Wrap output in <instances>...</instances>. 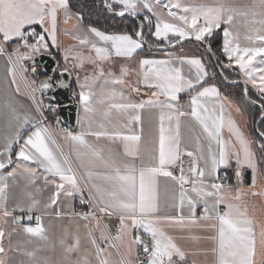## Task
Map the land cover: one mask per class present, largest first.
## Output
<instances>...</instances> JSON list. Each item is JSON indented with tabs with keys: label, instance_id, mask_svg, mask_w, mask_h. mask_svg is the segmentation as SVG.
Returning <instances> with one entry per match:
<instances>
[{
	"label": "snow or ice",
	"instance_id": "obj_1",
	"mask_svg": "<svg viewBox=\"0 0 264 264\" xmlns=\"http://www.w3.org/2000/svg\"><path fill=\"white\" fill-rule=\"evenodd\" d=\"M104 4L119 16L136 17L146 10L155 17V37L171 47L181 45V51L182 42L194 38L211 52L209 38L224 26L222 51L228 58L224 67L235 64L245 85L257 88L259 98L251 102L261 104L264 122V0H104ZM83 19L72 11L69 0H0V57L11 78L0 81V120L5 127L0 136V264H17L10 252L27 257L19 264H264V130L252 138L231 111L226 113L231 101L209 83L201 58L168 53L167 59H139L138 68H133L131 62L146 43L143 24L140 31L107 32L84 26ZM72 20L76 23L67 27ZM143 20L151 25L149 15ZM237 23L245 28L244 45ZM61 34L77 43L62 47ZM52 48L62 49V66ZM42 55L56 61L58 81L54 75L39 78L36 58ZM114 57L125 61L118 75L112 70ZM66 73H75L79 91L73 96H78L84 113V127L76 133L53 130L45 114L57 107L55 96L45 103L46 93L69 87ZM109 84L126 86L129 94L106 88ZM244 92L247 96V87ZM133 93L147 99H133ZM181 93L189 95L185 104L180 103ZM17 96L30 101L26 111ZM151 110H158L156 127ZM235 111L239 113V107ZM189 120L199 128L190 129L194 148L181 136V127ZM86 137L108 143L101 146ZM57 138L71 143L75 161ZM28 161L37 167L22 163ZM37 168L44 170V183L55 187L49 202L42 204L26 192L27 203L9 207V178L15 184L18 174H27L28 184L34 185ZM249 171L251 181L246 184ZM233 179L235 183L230 182ZM82 188L89 192L87 201L81 196L87 210L72 209L71 216L84 223H76L71 231L63 228L58 240L50 238L42 216L33 213L52 208L62 193L72 197ZM198 208L203 209L200 215ZM105 217L118 218L115 234ZM9 223L14 227L6 229ZM18 230L41 243L31 249L13 245L11 237Z\"/></svg>",
	"mask_w": 264,
	"mask_h": 264
},
{
	"label": "crops",
	"instance_id": "obj_2",
	"mask_svg": "<svg viewBox=\"0 0 264 264\" xmlns=\"http://www.w3.org/2000/svg\"><path fill=\"white\" fill-rule=\"evenodd\" d=\"M73 12H75V11H73ZM145 14H147V15H149L151 17V25L148 23L149 25H148L147 31L150 32V35L152 37L157 39L155 37V35H154L155 23H156L155 17H152L150 13H146V10H145V12H141L138 15H140L143 18V16ZM74 23H76L75 20L70 21V23H69V25L67 27L70 28L71 24H74ZM83 24H84V26H87V24H85L84 22H83ZM60 27L63 28V27H66V26L61 24ZM223 27L224 26H222V28ZM222 28L214 30V31H218L220 33V35H221L220 36L221 37V51H222V48H223V40H224ZM236 30H238L239 33H240V41L239 42L241 43V45L246 44L247 42L244 40L245 28H244L243 24L242 23H237L236 24ZM169 38L172 39V40L176 39L172 34H169ZM60 42H61L62 47H67V46H69L71 44H76L77 43L76 41L72 40L70 36L66 37L63 34L60 35ZM175 48H178V47H175ZM143 49H145V47ZM143 49L139 51V55L134 57L133 61L131 62L133 68H138V64H136L135 61H137L139 59H142V58L167 59L168 58V56H167L168 53H175L177 55H186V56H189V57L194 56V57L201 58L202 62L205 64V66L207 68V63L205 61V58L204 57L202 58L198 54V48H196V52H193L190 49L189 50L185 49V50L181 51L179 49H174V48H172L171 50L170 49H166V50H158V49L147 50V49H145L146 51H144ZM51 51L58 53V56L60 58L61 65H62L63 64L62 49L58 50L56 48H52ZM85 54H87V49H85ZM222 54H223V51H222ZM92 55H95V53H92ZM223 57H224V65H225V64L228 63V58L224 54H223ZM259 59H260V57H257V61ZM113 60H114V64L112 66V70L118 75L119 74V66H120L121 63H125V61H124L123 58H117V57H114ZM253 63H256V61H254ZM86 67H87L88 71H91V66L90 65H88ZM105 67H107V64L105 65ZM7 68H8V65H7L6 60L3 57H0V81L5 80V78H7V80L10 81L11 78L7 74ZM231 68L239 76V79H241L243 81V83H244L245 77L240 74L239 68L235 64H233V66ZM208 72H209V70H208ZM80 75H81V79H82L83 75H84V72H80ZM71 78L74 81V91H73V93H77L79 91V87H78V85L76 83L75 73H73V75H71ZM132 79L134 80L135 77H132ZM101 83H102V81L98 82V85L95 88V90L97 92L100 91L99 84H101ZM248 86L251 89H253L258 95H260L258 90H257V88H254L251 84H248L247 87ZM105 87L106 88H113L114 87L117 90H122L125 95L129 94V89L126 86L109 84V85H106ZM22 89H23V86H22ZM221 94L223 96H226L228 98V100L231 101V107L229 108V107L226 106V113L228 111H231L232 118L236 121L238 126L242 129V131L246 135L250 136L249 130H248V119L245 116V113L243 112V110L241 109L239 104L237 103V101L231 95H228V94H226V93H224L222 91H221ZM180 96H181L180 103L181 104L187 103V101L189 99V95L187 93H181ZM16 98L21 104L24 105V108L22 109V111H26L28 109L30 101H28L26 99V97H24V96H17ZM76 98H77V102L79 104L78 96ZM132 98L133 99H137V100L140 99V98L147 99L146 96H142V95L141 96H137L135 93L132 94ZM237 107H239V109H240L239 113H237L235 111V109ZM151 111L154 113V116H153V127H156V126H158V110H151ZM83 115H84L83 110H82V108L79 105L77 126H76V128L74 130H71V129L65 128V127H60V126L59 127H52V129L55 130V131H59L60 129H67L69 131H73L74 133L80 132L82 127H84ZM144 117H145V136L147 137V133H148V111L147 110L144 113ZM262 125H263V130H264V122H262ZM190 129H195L196 132H199V128L195 124V122L189 120V121H185L183 123L182 127H181V136H182V139L186 143L189 144L190 148H194V141L190 140V137L192 136V132L190 131ZM4 131H5L4 122H3V120H0V136L3 135ZM29 131H31V129H29ZM27 134H28V132H25L24 136L26 137ZM225 137L227 138L226 129H225ZM86 139H88L92 143H97L98 145H101V146H103L106 143H108L107 141H105L103 139L97 142V141H95V139L93 137H86ZM57 142L59 144L63 145V151H64L65 154H68L70 152L72 153V159H73V161H75L76 157H75V153L72 152L71 143L70 142L65 143L60 138H57ZM0 143H2V141H0ZM113 146L115 147V145H113ZM18 150H19V148L17 147L16 151H18ZM13 159L15 160V155L13 156ZM85 159H87V158H85ZM22 163H25L27 166H30V167H37L31 161L22 162ZM12 167H15V165L13 164L12 166H9V168L7 170L10 171ZM81 171H83V169H81ZM248 173H249V180L245 181L246 184L250 183V181H251L250 171ZM44 175H45L44 170L40 169V168H37V173H36L35 184L34 185L28 184L27 174H18L17 177H16V183L15 184H13L12 179L9 178L8 182H9L10 187H9V190H8V194H9L8 206L9 207H13L17 202H20V201H23V202L27 203L28 202V197L26 195V192H32L33 195L37 199H39L42 204L49 202L50 197L53 195V193L55 191V187H54V185L45 184L44 183ZM49 178L51 179V176H49ZM159 179H160L159 194H160L161 201H163V199L165 197V193H164V178L160 177ZM230 182L231 183H235V180L233 179ZM25 185H27V188H25ZM37 188H39L41 191L36 192ZM81 196H83L85 201L88 200L89 192H88L87 188H82L80 191H75L73 193L72 197H67V196L63 195V193H62L61 196L59 197L58 201H57V204L53 205L52 208L47 209L46 211L42 210L41 212L33 213L34 216L35 215H41L42 216V224L45 227V229L47 230L50 238L58 240V238L62 235L63 228H69V230L71 231V230H74L76 223H80L81 225L84 223L83 221H80L78 218L71 216L72 209L77 210L76 209V204L77 203H81ZM252 202L256 203L258 206L261 204V201H260L259 198H252ZM69 204L71 205V207H69ZM223 210H224L223 206H221V211H223ZM57 211L62 212V215L60 217H56L55 212H57ZM202 211H203L202 208H198L197 209V215H200L202 213ZM250 211H251V209H250ZM16 214H20V213L17 212ZM172 214H175V212L173 211ZM24 218L26 220V215H25ZM111 220H112V224L111 225L108 224V225L111 228L113 234H115L116 226L118 224V218L117 217H112ZM31 224H32V226H35V220L34 219L31 222ZM5 227H6V229H8V228H11V227H14V226L11 225V223H9V225H7ZM193 234H199V233H195L194 232ZM82 235H83V233H82ZM97 235H99V233H97ZM29 239H32V241H33L32 244H28L27 243V241ZM5 240H6L5 241V247L7 248L8 247V242H9V238L6 236ZM11 242H12L13 245L20 244V245H22V246H24V247H26L28 249H31L37 243H41L37 238H35V237H31L30 238L27 234L23 233L20 230H18L16 233L12 234ZM57 254H58V250H57ZM8 255H9V258L15 260L17 262V264H19V261L22 260V259L23 260H27V257H23V256H21L18 253L10 252Z\"/></svg>",
	"mask_w": 264,
	"mask_h": 264
},
{
	"label": "trees",
	"instance_id": "obj_3",
	"mask_svg": "<svg viewBox=\"0 0 264 264\" xmlns=\"http://www.w3.org/2000/svg\"><path fill=\"white\" fill-rule=\"evenodd\" d=\"M71 9L75 12H80L83 16V22L85 24H91L92 26H95L99 28L102 31L107 32H123V31H129L130 33L133 32V30H137L138 26L137 23L128 15L124 16H114L110 14L104 7H103V1L102 0H69ZM111 2V0H109ZM116 6V5H114ZM139 20L144 25V28H147L146 24L144 23L143 18L138 15L137 16ZM220 33L218 31H214L212 36L209 38V42L211 43L212 52L214 54V57L216 59L217 65L222 70L223 74L229 79H239V76L235 73V71L231 67H224V57L221 51V37ZM194 43V42H193ZM196 48H198V54L203 58H205V61L207 63V69L210 71L209 77V83H215L219 89L228 94L231 95L239 104L243 112L245 113V116L248 119V130L249 134L252 138H258V133L255 129V123L260 115V110L258 107L252 105L249 103L244 95H243V87L241 84H230L225 82L222 77L220 76L217 69H215L214 62L212 57L209 55L207 50L203 48L200 44L195 43ZM146 51L145 49H143ZM53 55L60 61V58L58 56V53L52 52ZM61 64V61H60ZM62 66V65H61ZM37 69L40 72V75L42 76V79L45 78V74L41 72L40 66L38 65ZM59 70L57 69L55 79L58 78L57 73ZM214 74V78H211ZM72 93L74 91V81L72 79L71 84ZM249 89V96L253 100H258L259 95L248 86ZM76 101L77 98L75 97ZM48 117L47 122L51 125V127H65L63 126L57 116L56 109L55 111H46L45 113ZM67 128V127H65ZM258 130H263L262 121L260 122L258 126ZM245 181L249 180V173H246L245 175ZM87 203H77L76 209L78 210H87ZM4 240V244H5Z\"/></svg>",
	"mask_w": 264,
	"mask_h": 264
},
{
	"label": "water",
	"instance_id": "obj_4",
	"mask_svg": "<svg viewBox=\"0 0 264 264\" xmlns=\"http://www.w3.org/2000/svg\"><path fill=\"white\" fill-rule=\"evenodd\" d=\"M103 1V7L112 15L114 16H119L117 15L115 12H112V11H109L107 7H105V4H104V0ZM125 15H128L130 16L136 23H137V26H138V31H140V25L143 24L141 22V20H139V18L136 16V17H133L132 15L126 13ZM142 31H144V25H143V29ZM185 42H194V43H197V44H200L203 48H205L207 50V45L204 43V42H197L193 39L189 40V41H184L182 43H185ZM179 46L176 45L175 47ZM144 47L147 49V50H151L152 47L149 46V44L146 42ZM175 47H171L169 45H164V46H161L160 48H157L158 50H166V49H172V48H175ZM209 55L212 57L213 59V62L215 64V67L216 69L218 70L220 76L222 77V79L227 82V83H230V84H241L242 87H243V95L245 97V99L251 103L252 105L256 106L259 108L260 110V115L258 117V119L256 120V123H255V129H256V132L259 133V130H258V126L261 122V112H262V108H261V104L260 103H252L251 101H253V99L249 96V89L247 87V85H245V83H243V81L241 79H234V80H229L222 72V70L220 69V67L217 65V62H216V59L214 57V54L213 52H209ZM56 61H58V59L56 58ZM56 61H54L50 56L48 55H42V56H38L36 58V63L37 65L40 66V69H41V72L44 73L45 75H54V79H55V75H56V72H57V64H56ZM54 70H56L54 72ZM57 76L58 78L55 79L56 81H58L60 79V76H59V72L57 73ZM65 78L67 80V83L69 84V87L68 88H58L56 89L55 91H50L48 93H46L44 99H45V103L47 104L48 103V99L52 96H55V100L53 101V103H55L57 105L56 107V112H57V116H58V119L60 121V123L71 129V130H74L77 126V120H78V113H79V104L78 102L76 101L75 97L73 96V93H72V89H71V84H72V78L71 76H69L67 73L65 74ZM245 87H247L248 89V93H247V96H245V92H244V89Z\"/></svg>",
	"mask_w": 264,
	"mask_h": 264
},
{
	"label": "rangeland",
	"instance_id": "obj_5",
	"mask_svg": "<svg viewBox=\"0 0 264 264\" xmlns=\"http://www.w3.org/2000/svg\"><path fill=\"white\" fill-rule=\"evenodd\" d=\"M115 8H116V11H119V6L118 5H116V6H114ZM144 23L146 24V26L147 25H149L148 23H149V21H146V20H144ZM148 27V26H147ZM136 31H138V29L136 30ZM145 38H146V41H149L152 45H155V44H157V42L156 41H154L153 40V37H147V34H145ZM161 45H168L166 42H162L161 41V43H160ZM196 44L195 43H193V42H185V43H182V50H185V49H190L191 51H193V52H196V46H195ZM178 48H174V49H179V50H181V45H179V46H177ZM171 50V49H170ZM37 73H38V75H39V78L40 79H42V76L40 75V72H39V70L37 69ZM209 74H210V71H209ZM37 95H39V93H37Z\"/></svg>",
	"mask_w": 264,
	"mask_h": 264
},
{
	"label": "flooded vegetation",
	"instance_id": "obj_6",
	"mask_svg": "<svg viewBox=\"0 0 264 264\" xmlns=\"http://www.w3.org/2000/svg\"><path fill=\"white\" fill-rule=\"evenodd\" d=\"M147 29H148V27H147V28H144V31H143L145 41H146L145 34H147V37H148V36H149V37H152V36L150 35V32L147 31ZM153 40L156 41V42L158 41L157 43H161L160 40L155 39L154 37H153ZM146 42L149 44V46L152 45L149 41H146ZM161 46H163V45H161ZM145 49H146V48H145ZM152 49H157V48H156V47H152ZM214 66H215V64H214ZM215 69H216V67H215ZM217 71H218V70H217Z\"/></svg>",
	"mask_w": 264,
	"mask_h": 264
},
{
	"label": "built area",
	"instance_id": "obj_7",
	"mask_svg": "<svg viewBox=\"0 0 264 264\" xmlns=\"http://www.w3.org/2000/svg\"><path fill=\"white\" fill-rule=\"evenodd\" d=\"M47 123H48V122H47ZM76 211H84V210H79V209H78V210H76ZM108 220H111V218H107V217H105L104 222L108 224V222H109Z\"/></svg>",
	"mask_w": 264,
	"mask_h": 264
},
{
	"label": "bare ground",
	"instance_id": "obj_8",
	"mask_svg": "<svg viewBox=\"0 0 264 264\" xmlns=\"http://www.w3.org/2000/svg\"><path fill=\"white\" fill-rule=\"evenodd\" d=\"M108 221H109L108 224L111 225L112 224V220H108Z\"/></svg>",
	"mask_w": 264,
	"mask_h": 264
}]
</instances>
